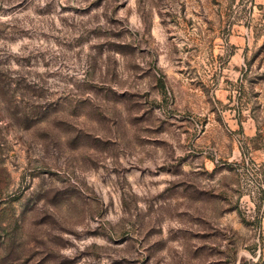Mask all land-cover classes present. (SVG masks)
Instances as JSON below:
<instances>
[{
  "label": "rangeland",
  "instance_id": "rangeland-1",
  "mask_svg": "<svg viewBox=\"0 0 264 264\" xmlns=\"http://www.w3.org/2000/svg\"><path fill=\"white\" fill-rule=\"evenodd\" d=\"M0 264H264V0H0Z\"/></svg>",
  "mask_w": 264,
  "mask_h": 264
}]
</instances>
